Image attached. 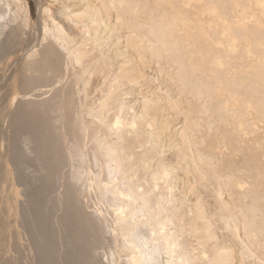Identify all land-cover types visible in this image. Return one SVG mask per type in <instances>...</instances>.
Returning <instances> with one entry per match:
<instances>
[{
    "label": "bare ground",
    "instance_id": "obj_1",
    "mask_svg": "<svg viewBox=\"0 0 264 264\" xmlns=\"http://www.w3.org/2000/svg\"><path fill=\"white\" fill-rule=\"evenodd\" d=\"M0 264H264V0H0Z\"/></svg>",
    "mask_w": 264,
    "mask_h": 264
},
{
    "label": "rangeland",
    "instance_id": "obj_2",
    "mask_svg": "<svg viewBox=\"0 0 264 264\" xmlns=\"http://www.w3.org/2000/svg\"><path fill=\"white\" fill-rule=\"evenodd\" d=\"M22 145H23V144H22ZM22 145H20L19 147H20V148L22 147V149L24 150L23 147H27V145H24V146H22ZM30 147H31V145H29V148L27 147L26 149H30V150H31ZM20 148H19V149H20ZM22 149H20L19 152L22 151ZM30 150H27V152H26V150H24L26 153L23 151V152H21V154H22V153H24V154H28V151H30ZM31 154H32V153H31ZM33 155H34V154L29 155V156H30L29 158H30L31 160H29V158H28V159H26V161H25V162H26L25 164H28V163H27V160H29V161H28V162H29L28 165L30 166V164L32 163V164H31V166L33 165L32 167H29V169H28V165H24V164H23V166L21 165L22 168H23L24 166H27V167H24L26 171H24V169H22V168L20 167V165L17 166V165H16L17 163L15 164L16 166L14 165V163H15V161H14L15 158H14V160H12L11 158H10L11 160L8 159L9 161H13V162H14V163L11 162V163L15 166V167H11V170L14 168V171H13L14 173H16V174L18 173V175L21 173V174H20V177H19L18 175H16L15 178H16V180L20 181V178L23 177V178L21 179V180L24 179L22 185H24L25 183H27L28 180H29V182H32V181H33L31 185H32V187L34 188V184H33V183H36V182L40 181V182H38V183H40L39 186H40L41 189L39 188V186H38V187L36 186L37 183H36V185H35L36 187H35L34 189L30 187V183H29V182H28V184H26L27 186H26V185L23 186V187H28V186L30 187V190H29V187H28V189L26 190V191H27V194H26L25 192H24V194H23V195L26 194L25 197L28 195V198L32 197L31 195H33V194H34V197H35V195H38L37 193H39V195H41L42 193L46 194L44 191H46V192L48 193V192L51 191V190L54 188V186L57 185V183H58V181H57L56 179H55L56 181H54L53 177H52V179H49V178H51L50 175H49V173H50L49 171H46L48 175H47V174H44V173H46V172L43 171V170H45V169H44V163H43V165H42V161H41V163H40V160H39V159H36V156H33ZM33 157H35V158H33ZM32 158H33V159H32ZM32 160H33V161H32ZM37 160H38V162H37ZM31 161H32V162H31ZM30 162H31V163H30ZM36 162H37V163H36ZM33 163H34V164H33ZM35 163H36V164H35ZM38 163L40 164V166H39ZM37 164H38V165H37ZM13 165H12V166H13ZM36 165H37V166H36ZM34 166H35V167H34ZM18 167L21 168V172H19L20 169H19ZM40 167H41V168H40ZM17 168H18V169H17ZM32 168H34L35 171H36L37 169H38L40 172L42 171V173H43V174H41L42 178H41L40 176H39V178L37 177V176H38L37 174L40 175V172H38L36 175H34V173H36L38 170H37L36 172L32 173L33 170H34V169L32 170ZM27 169H28V171H27ZM15 170L18 171V172H16ZM29 170H31L32 172L29 171ZM25 172H26V173H25ZM28 172L32 173V174L34 175L35 178L33 177V175H31V174L28 173ZM22 174H24V176H21ZM25 174H26V176H25ZM48 176H49V177H48ZM18 177H19V178H18ZM31 177H33V179H35V180H33V179L30 180ZM46 177H47V178H46ZM28 178H29V179H28ZM37 178H38V181H37ZM40 178H41V179H40ZM42 179H44V181H47V183H50L49 181H51L52 183H55V184H52V185L50 184V185L47 187V186H45V185H48V184L45 183V182H42V181H41ZM48 179H49V181H48ZM52 180H53L54 182H53ZM25 181H27V182H25ZM15 183H16V184H15V185H16L15 187H18V188H19V185H17V183H18V184H21L22 181H20V183H19V182H15ZM43 183H44V185H43ZM22 185H20V187H21ZM42 186H44L45 188H48L47 190H49V191L45 190L44 187L42 188ZM50 186H52L53 188H52V187L50 188ZM37 188H38V189H37ZM31 189H32V190H31ZM50 189H51V190H50ZM33 190H34L35 192L37 191L36 194H35V192H34ZM38 190H41V191L38 192ZM31 191H33V194H32ZM40 192H41V194H40ZM29 193H30V194H29ZM44 194H42L43 196H40V197L45 198ZM57 195L61 196L59 193H58ZM25 197H23V198L21 197V199H24ZM56 197H57V196H56ZM26 198H27V197H26ZM43 198H40V199L38 198V199L40 200V201H38V204H39V205L37 204V205L39 206L38 208L36 207V205H35V207H32V208H34V210H35V208H36L37 212H38V209L40 210L41 207L45 208V206H46V205H44V203H45V202L47 203V201H45ZM59 198H60V200L62 199V197H57L58 200H59ZM44 201H45V202H44ZM40 202H41L42 204H41ZM43 202H44V203H43ZM46 203H45V204H46ZM40 205H43V206H40ZM51 207H52V205L49 207V209H50ZM32 208H31V212L35 213L36 210L34 211V210H32ZM41 209H42V208H41ZM52 210H54V208H52L51 211L48 210V211H49V214H48L47 216H48V217L50 216V219H53L52 215H54L55 212H56V210H54V211H53L54 214H53ZM37 212H36V213H37ZM50 214H51V215H50ZM67 215H68V214L66 213V215L64 216V218L67 217ZM65 220H66V221H65ZM65 220L63 221V222L65 223V225H63V224H62L63 222H61L59 225L57 224V225L54 226V227L56 228V229L54 228V229H55V230H54L55 232L57 231V228H58V231H60V232H63L64 229H65V230L69 229V228H65V227H66V226L68 227V225H69V227H70V223L67 221V219H65ZM66 222H67L68 224H66ZM57 226H58V227H57ZM17 227H18V223H17V225H15V229H17ZM60 227H61V228H60ZM62 227H63V228H62ZM59 229H60V230H59ZM56 233H59V232H56ZM74 235H75V233H71V234H69V237H68V238L71 239V240H69L70 242H68V238L66 237V238H67V239H66V243H67L68 245H69V243H70V244L73 243L72 241L76 242V243H73V244H74L73 247H74V246L76 247L75 249L69 247V249L72 250V251L77 250V249L79 248L78 246H80V243H79V242L77 241V239H76L77 236H76V235L74 236ZM72 236H73V237H72ZM72 238H74L76 241H75V240H72ZM77 242H78L79 245L77 244ZM76 244H77V245H76ZM71 246H72V244H71ZM72 251H70V255H74V254H72V253H74V252L76 253V251H74V252H72ZM99 252H101V251L99 250L98 253H97V252H96V253H97V254H100Z\"/></svg>",
    "mask_w": 264,
    "mask_h": 264
}]
</instances>
